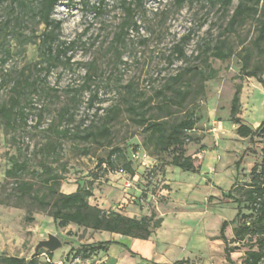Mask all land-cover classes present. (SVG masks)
Wrapping results in <instances>:
<instances>
[{
  "label": "rangeland",
  "instance_id": "374dc122",
  "mask_svg": "<svg viewBox=\"0 0 264 264\" xmlns=\"http://www.w3.org/2000/svg\"><path fill=\"white\" fill-rule=\"evenodd\" d=\"M25 1L27 7L12 0L0 3V25L8 24L0 29V106L6 102L14 107L10 125L0 114V256L29 259L36 243L52 234L62 243L52 252L51 261L57 264H70L73 250L93 238L111 244L110 264L116 262L115 257L118 264L153 263L132 250L130 243L112 239L109 232L94 233L74 224L56 227L49 207L19 195L15 185L20 179L32 183L33 194L45 196L44 165L61 178L59 190L64 193L74 184L85 185L95 177L94 185L108 184L119 191L115 201L126 198L125 189L138 187L135 205L147 215L159 205L166 214L162 227L147 241L152 252L166 250L167 257H187L182 254L185 247L202 248L206 237L218 238L214 234L222 221L234 219L236 213V203L224 193L236 178L239 184L247 182L252 166L262 159L264 138L238 136L236 125L229 119L236 87H240V117L254 128L264 118V82L240 76L241 58L248 52L250 67L263 64L264 81V53H257L254 47L258 15L247 17L234 31L224 32L236 0L226 10L216 0H187L181 7L174 0H143L133 15L137 28L130 26L123 34L120 24L126 15L120 0H103L99 13L92 6L100 0H59L52 18L60 21L59 40L67 48L61 53L62 62L47 72L48 64L38 48L45 26L29 10L35 1ZM116 33H122L118 40ZM220 40L224 41V51L230 50L224 58L206 51L207 46L213 50ZM177 44L183 46L185 54L179 59L174 51ZM210 70L214 71L211 78ZM177 72L181 77L172 83L171 77ZM173 88L186 90L185 96L181 98ZM93 94L97 97L89 105ZM14 98L19 99L16 104ZM143 100L155 117L171 112L169 122L193 111L197 122L189 132L192 140L185 144V153L201 159L198 173L172 166V151H157L154 139L142 133L127 106ZM63 108L66 111L61 117ZM111 108L118 109L108 122L111 142L131 161L134 180L121 170L107 172L105 164L98 165L109 150L106 140L100 145L73 136L86 126H100L111 115ZM64 128L70 130L66 136L56 132ZM13 161L25 164L20 177L6 175ZM126 182H130L128 187ZM182 182L191 186L190 204L179 207L175 214L166 213L171 208L167 200L185 193L179 185ZM236 225L226 227L229 239ZM246 241L231 243L236 264L244 256ZM47 251L38 250L39 264L48 261ZM121 251L126 252L124 258ZM91 260L80 258L84 264H97ZM220 262L228 264L224 259Z\"/></svg>",
  "mask_w": 264,
  "mask_h": 264
},
{
  "label": "trees",
  "instance_id": "16d2710c",
  "mask_svg": "<svg viewBox=\"0 0 264 264\" xmlns=\"http://www.w3.org/2000/svg\"><path fill=\"white\" fill-rule=\"evenodd\" d=\"M7 0H0L3 3ZM17 1L23 7H27L25 0ZM35 4L29 7L32 14L37 17L38 23H43L45 28L39 36L38 48L42 60L48 64L47 72L50 67L56 66L62 62L61 53H64L66 46L59 40L60 21L52 18V12L59 0H34ZM187 0H174L177 7H181ZM221 2L222 9H228L232 0H216ZM120 4L125 11L126 17L120 24L122 33H126L130 26L136 27L133 20L135 9L142 5L143 0H120ZM236 5L224 28V32L234 31L237 24L243 23L247 17L258 15L256 21L258 24L257 34L254 39V47L257 53H264L262 43L264 41V0H236ZM103 0L92 6L99 13L101 11ZM8 24L0 25V29L6 28ZM122 33H116L115 39L118 40ZM212 47L207 46L206 51L217 58H224L230 50L224 51V41L220 40ZM174 51L177 59L185 56L182 45H175ZM206 59V58H205ZM242 64L240 76L254 77L263 83L262 69L263 64H256L250 67V55L245 52L241 58ZM4 61V60H3ZM69 61V58H65ZM214 76V71L210 70L208 77ZM181 77V72H177L171 77L172 83L177 82ZM207 77V76H206ZM205 79L204 77L202 80ZM168 89H172L171 84H167ZM240 87H236L235 92L230 100L229 119L236 125V133L240 137H254L256 135L264 138V118L259 125L254 128L248 125L240 117ZM174 92L183 98L186 90L173 88ZM162 92V91H161ZM160 92V93H161ZM96 94L89 97V105H92L96 99ZM18 98L13 99V104L18 102ZM146 100L137 104L130 102L127 111L133 115V120L140 126L142 133H147L154 139V148L159 152L172 151L170 164L182 171L198 173L201 166V159L191 155H186L185 144L192 140L189 132L194 130L197 122L193 111H188L184 117L178 121L169 122L167 118L171 112L166 111L165 115L155 117L150 114L151 107L147 105ZM14 107L7 105L6 102L0 106V114L6 125H10L12 121V111ZM117 108H111V115H107L100 126L89 125L73 134L74 137L86 142H94L104 145L102 140H106L109 147L105 158L98 160V165L105 164L106 171L121 170L130 176L135 174L132 163L128 160L120 146L112 145L111 131L108 124L117 113ZM61 117L66 111L63 108ZM23 116L21 110L19 111ZM60 135L66 136L70 133L68 128L61 130L56 129ZM86 153V152H85ZM242 157H240L236 166L238 167ZM42 172L45 176L42 179L47 192L45 196H39L32 193V183L25 180H17L15 190L21 196H28L42 207H49L50 215L56 227L66 228L70 224L87 228L92 231H107L118 233L136 239H148L156 229L161 226L162 217L151 211L149 215H143L140 218L129 217L123 213L113 209H102L97 205L89 203V198L93 195L92 188L95 178H92L87 184H77L76 190L71 193H64L59 190L60 177L53 172L50 166H43ZM25 171L23 162L13 161L11 166L6 170V175L20 177ZM49 171V172H48ZM226 199L236 203V213L234 219L228 221L223 220L219 231L218 239L224 243V257L228 264H236L231 254L235 251V246L231 243H240L247 239L244 250V256L239 264H264V145L262 147V159L260 163H255L250 172L249 180L243 184H239L237 178L231 185L230 189L224 193ZM47 198V199H45ZM247 209L248 213H243V209ZM232 223H237L233 230L232 238H228L225 229ZM109 244L108 241L90 242L88 244H79L73 250V257L79 256L81 259H88L92 254L99 250H105ZM244 244V242H243ZM32 255L29 259L18 258L14 256H0V261L5 264H39L37 255ZM48 261L45 264H57L51 261L52 252L47 251ZM174 264H193L189 260L182 259L175 261Z\"/></svg>",
  "mask_w": 264,
  "mask_h": 264
},
{
  "label": "crops",
  "instance_id": "0c3cea01",
  "mask_svg": "<svg viewBox=\"0 0 264 264\" xmlns=\"http://www.w3.org/2000/svg\"><path fill=\"white\" fill-rule=\"evenodd\" d=\"M125 174L129 175L128 173H125ZM109 175L111 176L112 174L109 173ZM130 177H132L133 180L135 179V175L133 176L129 175V178ZM179 185L182 188V190L185 191V193L182 195H176L167 200V204L171 205V208L168 211H166V213L172 212L173 214H175L178 212L179 207H184L190 204L191 199L189 198L188 191L190 190L191 186L186 182H182ZM76 187H77V184H74L73 188H71V190H69V192H66V193H71L75 191ZM124 191H126V194H125L126 198H122V194H121L122 199L115 201L116 197H118L119 195V191H117L114 187H109L108 184H102V185L95 184L93 185V188H92L93 195L89 198V203L92 205H97L98 207L102 209H106V210L113 209V210L119 211L129 217L140 218L143 215H147L146 212H144L145 211L144 209H141L138 204L135 205L133 203V201L139 195V192H140L139 188L132 185L131 188L125 189ZM129 195H131V198L129 197ZM158 208H159V205H155V210H153L155 213L158 214V216L162 217L163 215H166L165 213H163V211L159 210ZM206 216L207 214H205L202 217L201 222L204 223ZM164 222L165 221L163 219L161 226L158 229L162 227ZM158 229H156L155 232ZM202 230L203 231L205 230L204 225H202ZM93 232L95 233V232H107V231H93ZM204 235H206V233H204ZM214 235L216 236L218 235V233ZM150 237L146 240L136 239V238H132L131 240H128L129 239L128 236H124L118 233H111L112 239L116 240L117 242L118 240H124L125 242L130 243V248L132 250H134L135 252L141 253L143 256L147 258H151L153 260V263L132 261V262H127V264H139V263L140 264H174L175 261L182 260V259L189 260L193 264H215V262L213 261H216L220 264L221 259L225 260V257L223 258L224 243L218 238L206 237V239L202 243V248H199V247L197 248L194 246L190 250H187V247H185L182 250L183 251L182 254L184 253L188 254L187 257H181V255L167 257L166 250L163 252L162 251L152 252L153 248H151L152 247L151 244L147 242L150 239ZM140 240L144 242H139ZM98 241H106V240H97L93 238L92 240L88 242L90 243V242H98ZM110 248H111V244L109 243L107 244V247L105 250H99L96 253L92 254L91 257L89 258H92L93 260H95L97 264H110L109 262L110 261V255H109ZM120 253L123 255L126 252L121 251ZM124 257L125 255H123V258ZM115 259H116V262L114 264H118V260L116 257Z\"/></svg>",
  "mask_w": 264,
  "mask_h": 264
},
{
  "label": "water",
  "instance_id": "95a60500",
  "mask_svg": "<svg viewBox=\"0 0 264 264\" xmlns=\"http://www.w3.org/2000/svg\"><path fill=\"white\" fill-rule=\"evenodd\" d=\"M62 246L61 241L52 234H49L46 239L39 240L35 247L32 255L36 254L40 248H45L49 252H53Z\"/></svg>",
  "mask_w": 264,
  "mask_h": 264
},
{
  "label": "built area",
  "instance_id": "2783aa9c",
  "mask_svg": "<svg viewBox=\"0 0 264 264\" xmlns=\"http://www.w3.org/2000/svg\"><path fill=\"white\" fill-rule=\"evenodd\" d=\"M125 185L128 187L130 185V182H126ZM70 264H84V263L82 261H80V257L79 256H75L71 260Z\"/></svg>",
  "mask_w": 264,
  "mask_h": 264
}]
</instances>
